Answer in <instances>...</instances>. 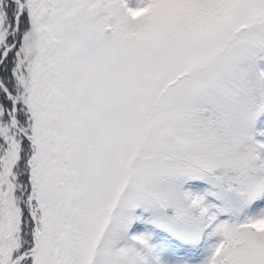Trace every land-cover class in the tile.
Listing matches in <instances>:
<instances>
[{"label":"snow or ice","instance_id":"6c2138e0","mask_svg":"<svg viewBox=\"0 0 264 264\" xmlns=\"http://www.w3.org/2000/svg\"><path fill=\"white\" fill-rule=\"evenodd\" d=\"M0 264H264V0H0Z\"/></svg>","mask_w":264,"mask_h":264}]
</instances>
